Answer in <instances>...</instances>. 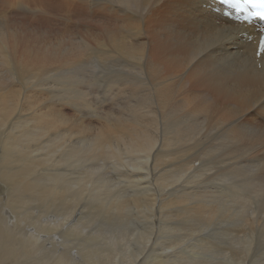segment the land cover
I'll use <instances>...</instances> for the list:
<instances>
[{
    "label": "bare ground",
    "instance_id": "6f19581e",
    "mask_svg": "<svg viewBox=\"0 0 264 264\" xmlns=\"http://www.w3.org/2000/svg\"><path fill=\"white\" fill-rule=\"evenodd\" d=\"M223 11L0 0V264L241 263L264 242V68ZM99 87L120 116L83 98ZM178 153L183 195L156 173Z\"/></svg>",
    "mask_w": 264,
    "mask_h": 264
},
{
    "label": "rangeland",
    "instance_id": "374dc122",
    "mask_svg": "<svg viewBox=\"0 0 264 264\" xmlns=\"http://www.w3.org/2000/svg\"><path fill=\"white\" fill-rule=\"evenodd\" d=\"M15 16H18V14L17 15H15ZM18 19L20 18V19H22L23 17H22V15L20 16L19 15V17H17ZM24 19V18H23ZM26 19V18H25ZM28 21V20H27ZM90 21H93V19L91 18L90 19ZM31 22H34V21H31ZM45 23V24H44ZM36 25H38V26H40V27H47V26H49L50 25V23L49 22H47V19H44V20H41V21H38V22H36L35 23ZM92 91H95V94H96V96H97V94H98V97L96 98L95 96L94 97H92V96H90V95H86L85 97H83L85 100H87L88 102H91V103H93L94 105L92 106V108H98L99 107V101L101 100V102H100V104L103 106V109H105L106 111H108V110H110L111 112H112V114H114L115 116H120L119 115V108H121V106L120 105H112L111 103H106V104H102L103 102H104V100L103 99H105L106 98V95H103V89H102V87H99V88H93L92 89ZM99 92V93H98ZM94 94V95H95ZM105 94V93H104ZM120 94V93H119ZM103 98H102V97ZM120 96L121 95H118V97L120 98ZM99 99V100H98ZM63 100H65V98H63ZM98 101V102H97ZM103 101V102H102ZM120 101V100H119ZM64 102V101H63ZM96 102V103H95ZM96 104V105H95ZM105 105V106H104ZM94 106H96V107H94ZM98 106V107H97ZM108 106V107H107ZM110 106V107H109ZM114 107H115V110H114ZM113 108V110H111ZM68 110H70V109H68ZM109 111V112H110ZM114 111L116 112V113H114ZM110 112V113H111ZM118 112V113H117ZM82 113V116H84L85 114V116L84 117H87V119L89 118V117H91L90 119L92 120V119H95V118H93V116H91V115H88V111H87V113L86 112H81ZM83 113H84V115H83ZM116 114H118V115H116ZM89 117H88V116ZM81 115H79L78 116V118H80V117H82ZM95 117V116H94ZM96 120H99L98 118H96ZM100 121V120H99ZM178 160L177 161H173L172 163L170 162V163H168L167 164V162H166V160L165 161H161V166L160 167H162V169H160L159 168V170L156 172L158 175V177L160 178V179H165L167 182H175V181H173V180H177V179H179V181L178 182H175L176 184L174 185V188H168L169 189V191H170V193H174L175 195H183V193H186L187 192V188H188V176H186V173H188V168L186 169V165H185V160H181V162H183V163H181V162H179L180 161V154L178 153ZM174 160V159H173ZM165 163V164H164ZM176 164H178V165H176ZM181 164V165H180ZM183 164V165H182ZM163 165L165 166V165H171L170 166V168L172 169L171 171H170V173L169 172H167V173H162L164 170H163ZM181 166H183V167H181ZM176 167V168H175ZM178 168V169H177ZM180 169V170H179ZM162 171V172H161ZM187 171V172H186ZM151 172H152V169H151ZM184 173V174H183ZM179 175V176H178ZM173 176H174V178H173ZM182 176H184V177H182ZM184 179V180H183ZM154 181V180H153ZM224 214V213H222V212H219V215H221V214ZM7 215H10V214H7ZM6 214L4 215V219L6 218L5 216H7ZM12 215H14L13 213H12ZM228 217H231V216H229V215H227ZM232 218V217H231ZM191 229H192V227L190 226L189 227V230L186 232V233H184L183 235H193V234H195L194 233V231H191ZM263 233H264V231H263ZM172 234H173V232H172ZM225 244L226 243H218L217 244V246L218 245H224L225 246ZM262 244H264V242H259V243H253L252 244V246L249 248V252H248V255L246 256V258H245V260H247V261H243V262H241V263H238V262H236L233 258V260H228L229 259V257H230V255H231V251L227 254V256H225V260H226V257H227V263H224V264H264L263 262H264V245H263V247H262ZM209 245H211V246H215L216 247V243H209ZM223 246V247H224ZM227 246H229L228 248H232L231 247V245L228 243L227 244ZM225 248V247H224ZM262 248V249H261ZM178 249H180V247H178L176 250H175V253L176 252H178V251H180V250H178ZM182 249V248H181ZM184 249V248H183ZM191 249H193V248H188V250L189 251H191ZM251 249V250H250ZM261 249V250H260ZM262 251V252H261ZM197 252V251H196ZM205 253V252H204ZM229 255V256H228ZM232 256V255H231ZM256 256V257H255ZM258 256V257H257ZM259 256H262V257H260L259 258ZM249 257V258H248ZM254 258V259H253ZM258 259V260H257ZM233 261V262H232ZM253 261V262H252ZM256 261V262H255ZM260 261V262H259ZM255 262V263H254ZM258 262V263H257Z\"/></svg>",
    "mask_w": 264,
    "mask_h": 264
},
{
    "label": "snow or ice",
    "instance_id": "6c2138e0",
    "mask_svg": "<svg viewBox=\"0 0 264 264\" xmlns=\"http://www.w3.org/2000/svg\"><path fill=\"white\" fill-rule=\"evenodd\" d=\"M231 8L235 9L237 13H246L243 16H237V19L242 21H250L252 17H260L264 19V0H223ZM253 9V11H249ZM254 38L249 37V40ZM256 43L252 51L253 63H257L264 68V28L260 29L258 37L255 38Z\"/></svg>",
    "mask_w": 264,
    "mask_h": 264
}]
</instances>
